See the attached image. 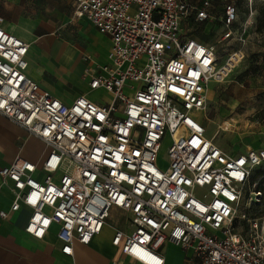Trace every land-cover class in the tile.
Returning <instances> with one entry per match:
<instances>
[{
	"label": "built area",
	"instance_id": "2783aa9c",
	"mask_svg": "<svg viewBox=\"0 0 264 264\" xmlns=\"http://www.w3.org/2000/svg\"><path fill=\"white\" fill-rule=\"evenodd\" d=\"M75 16L111 40L109 63L89 82L112 96L107 104L80 96L67 105L30 79V46L0 15V114L49 148L41 165L18 157L0 171L14 196L11 212L31 211L26 233L42 240L57 225L62 253L73 256L74 241L89 245L119 208L134 230H118L112 244L138 264H165V244L194 249L191 264H264V213L239 212L246 185L264 168V149L229 155L201 119L222 68L192 25L214 18L211 0H76ZM237 20L227 4L225 39ZM167 134L169 163L161 168ZM254 197L261 203L263 194Z\"/></svg>",
	"mask_w": 264,
	"mask_h": 264
},
{
	"label": "crops",
	"instance_id": "0c3cea01",
	"mask_svg": "<svg viewBox=\"0 0 264 264\" xmlns=\"http://www.w3.org/2000/svg\"><path fill=\"white\" fill-rule=\"evenodd\" d=\"M65 1L72 7L75 16L76 0ZM5 2L8 13L0 14L4 18L3 28L30 46L26 71L30 79L67 105L73 104L80 96H85L100 105L111 101L110 94L103 90L92 91L89 87L91 76L97 74L98 67L109 63L108 55L112 45L109 37L102 35L87 19L75 16L90 25L86 34L90 42L89 53L72 44L56 45L55 36L58 28L52 20L41 14L49 9L48 7L46 10V6L43 5L44 0H36L33 13L28 11L29 0ZM52 3L56 4V0ZM99 41L108 43L103 62L94 55L92 45V42ZM90 58L94 64L93 70L89 69V64L85 61ZM86 74L88 77L85 78ZM216 83L218 82H212V85ZM209 92L210 90L208 101ZM202 116L205 118L204 114ZM48 153L49 148L42 140L30 135L25 129L0 114V171L10 166L18 157L41 165ZM13 197L9 186L3 184L0 177V211L9 214L6 219L0 218V264H138L123 255L121 249L112 244L118 230L126 234H131L134 230L130 223L131 216L125 211L113 208L119 212V224L110 227L106 222L102 232L95 236L89 245L74 241L73 256H67L62 253L63 245L58 239L57 225H53L42 240L26 233L25 228L31 211L22 206L18 212H11ZM162 254L165 264H191L197 259L194 249L184 250L172 244H165Z\"/></svg>",
	"mask_w": 264,
	"mask_h": 264
},
{
	"label": "rangeland",
	"instance_id": "374dc122",
	"mask_svg": "<svg viewBox=\"0 0 264 264\" xmlns=\"http://www.w3.org/2000/svg\"><path fill=\"white\" fill-rule=\"evenodd\" d=\"M52 1L44 0L43 5L46 6V10L48 7L49 9L41 14L52 20L58 28L55 36L56 45L72 44L89 53L90 42L86 38L90 29L89 23L75 18L72 7L65 0H56V4ZM6 2L0 0L2 15L8 13ZM230 3L237 8L238 20L234 26L235 36L225 39L221 18L224 16L225 6ZM212 5L214 18L203 24L192 25V35L214 48L218 68H222L219 82L214 86L211 83L209 86L210 100L205 118L202 116L206 136L229 155L263 149L264 0H213ZM28 7V11L33 13L36 0H29ZM251 11L254 12L253 23H249ZM92 45L94 55L103 62L108 43L99 41L92 42ZM85 61L89 64V69L93 70L92 58ZM87 75L84 77H88ZM228 125H232V130L224 131ZM170 146L171 136L167 134L158 156V165L161 168H165L169 163ZM256 191L263 194L261 203H252ZM239 212L258 216L262 214L261 212L264 213V179L258 171L245 187ZM119 222V212L113 209L107 223L110 227H115ZM246 226L247 224L243 222L240 228L245 230Z\"/></svg>",
	"mask_w": 264,
	"mask_h": 264
},
{
	"label": "trees",
	"instance_id": "16d2710c",
	"mask_svg": "<svg viewBox=\"0 0 264 264\" xmlns=\"http://www.w3.org/2000/svg\"><path fill=\"white\" fill-rule=\"evenodd\" d=\"M256 171H258V174H261L262 177H263V179H264V168H259V169H257ZM256 171H254V173H255ZM254 173H253V175H254ZM253 175H252V176H253ZM261 213L263 214V212H261ZM262 214H261V215H262ZM249 215H250L251 217H253V218H254V217H259L258 214L256 215V214H251V213H249ZM261 215H260V216H261Z\"/></svg>",
	"mask_w": 264,
	"mask_h": 264
},
{
	"label": "bare ground",
	"instance_id": "6f19581e",
	"mask_svg": "<svg viewBox=\"0 0 264 264\" xmlns=\"http://www.w3.org/2000/svg\"><path fill=\"white\" fill-rule=\"evenodd\" d=\"M228 70V69H227ZM222 70L219 72V74H221ZM220 79V78H219ZM232 126V125H231ZM230 125H228L226 128H224V131H231L232 128H231Z\"/></svg>",
	"mask_w": 264,
	"mask_h": 264
}]
</instances>
